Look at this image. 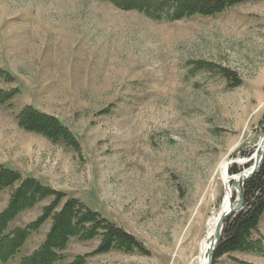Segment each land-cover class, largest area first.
Returning <instances> with one entry per match:
<instances>
[{
	"label": "rangeland",
	"instance_id": "obj_1",
	"mask_svg": "<svg viewBox=\"0 0 264 264\" xmlns=\"http://www.w3.org/2000/svg\"><path fill=\"white\" fill-rule=\"evenodd\" d=\"M0 90L18 91L0 104V164L80 200L144 250L95 254L98 238L70 239L57 264H189L226 190L221 167L249 172L264 138V0L159 21L101 0H0ZM26 106L59 119L79 150L21 130ZM48 226L7 264L37 249ZM212 258L264 264L240 252Z\"/></svg>",
	"mask_w": 264,
	"mask_h": 264
},
{
	"label": "trees",
	"instance_id": "obj_2",
	"mask_svg": "<svg viewBox=\"0 0 264 264\" xmlns=\"http://www.w3.org/2000/svg\"><path fill=\"white\" fill-rule=\"evenodd\" d=\"M101 1L111 3L119 9L140 12L154 21H159L214 16L232 6L257 0ZM17 92L13 90L8 93L0 90V104L8 103ZM19 111L16 115V124L21 130L34 133L36 136L38 134L51 143L65 144L73 150H79L74 135L56 117L31 106ZM228 174H238V171L231 167ZM6 189L10 190V194L6 207L0 213V264L12 261L30 235L37 232L47 220H50V226L39 247L20 258L16 264H57L64 259L62 252L66 250L70 239L90 241L98 238L100 242L93 251L95 254L108 253L111 250L125 253L136 251L134 249L138 252L144 251L133 237L80 200L66 198L63 193L44 186L40 181L32 177L24 178L18 171L0 164V194ZM242 193L243 208L224 222L222 239L218 241L212 260L231 252L264 256V237L254 238L258 235L260 218L264 214V157L257 172L247 179ZM46 199L52 200L42 208V213L34 222L24 227L10 228L9 224L18 214L27 212ZM69 264H84V258H77Z\"/></svg>",
	"mask_w": 264,
	"mask_h": 264
},
{
	"label": "bare ground",
	"instance_id": "obj_3",
	"mask_svg": "<svg viewBox=\"0 0 264 264\" xmlns=\"http://www.w3.org/2000/svg\"><path fill=\"white\" fill-rule=\"evenodd\" d=\"M264 151V138L261 139L260 145L258 148L255 149V152L252 153L251 160L254 162L258 161L259 156L261 157ZM258 152V153H257ZM257 153V154H256ZM246 161H241L240 165H244ZM247 163V162H246ZM229 163H224L221 167V178L223 181V187L226 189L224 191V195L222 197V202L220 204L219 209L217 212H211L210 218L206 220V230L204 235L198 240L197 243V255L194 258H190L189 255L186 256V260L190 261L189 264H209L208 258L211 252V245L213 244L216 233H217V225L220 221V218L223 217L228 211H235L237 210L238 205H240V191H241V182L249 172L252 170L250 169L249 172L240 171L238 174L229 175L228 167ZM222 232V231H221Z\"/></svg>",
	"mask_w": 264,
	"mask_h": 264
},
{
	"label": "water",
	"instance_id": "obj_4",
	"mask_svg": "<svg viewBox=\"0 0 264 264\" xmlns=\"http://www.w3.org/2000/svg\"><path fill=\"white\" fill-rule=\"evenodd\" d=\"M258 153V152H257ZM256 153V154H257ZM261 161H262V156L260 157L259 156V159H258V161H256L255 163H254V165L252 166L253 168H252V170L249 172V174L246 176V178L245 179H243V180H246V179H248V178H250V177H252L256 172H257V170L259 169V167H260V164H261ZM239 199H240V205H238V208H237V210L235 209V211H228L223 217H221L220 218V221H219V223H218V225H217V233H216V237H215V240H214V242H213V244L211 245V252H210V254H209V258L207 259L208 260V262H209V264H212L211 263V258H212V254H213V252H214V250L216 249V246H217V244H218V241H219V239H220V237H221V234H222V229H223V224H224V221H225V219H227L231 214H233V213H235V212H237V211H240V210H242V208H243V195L240 193V195H239Z\"/></svg>",
	"mask_w": 264,
	"mask_h": 264
}]
</instances>
